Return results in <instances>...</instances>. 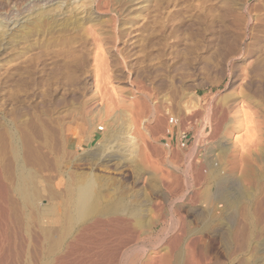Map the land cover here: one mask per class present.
<instances>
[{
    "label": "rangeland",
    "instance_id": "obj_1",
    "mask_svg": "<svg viewBox=\"0 0 264 264\" xmlns=\"http://www.w3.org/2000/svg\"><path fill=\"white\" fill-rule=\"evenodd\" d=\"M14 1L0 0V17L13 18L17 9L18 18H14L20 23L4 28L0 21V264H45L49 260V264H60L55 259L56 233L52 239L56 244L52 245L42 238L40 230L47 220L59 219L68 205L72 182L81 174L97 175V191L103 188L99 193L107 209L126 218L133 213L146 225L151 220L156 222L150 232L145 225L140 229L137 244L144 248L135 252L142 260L164 253L165 245L183 227L186 234L177 244L183 252L186 239L202 231L215 238V230L222 231L220 243L217 241L208 252L210 264L263 260L264 141L257 151L260 170L256 172L261 177L247 184L239 171L230 172L228 158L232 144H241L250 136L253 123L234 111L230 113L234 118L221 126L215 109L220 103H232L242 90L252 105L244 107V112L253 108L264 115V88L258 84L264 82V68H258L264 58V0H98L93 4L90 0H43L36 1L34 7L31 0ZM90 23L94 31L84 29ZM106 125L115 130L117 141L114 139L96 160L86 159V154L95 150L92 135L99 138ZM124 126L128 127L123 130ZM262 132L264 136V126ZM131 135V142L126 141ZM132 141L135 147L129 152L126 146ZM116 162L120 163L115 166ZM206 162L217 164L220 176L232 178L226 181L227 202L220 200V224L210 228L203 217L205 203L195 195L206 182L193 180L197 165ZM18 173L28 175L27 180ZM175 180L180 183L174 185L171 194L168 185ZM31 190L39 197L35 193L37 200L34 195L29 204L23 198ZM249 193H254L251 202ZM64 198L67 205L62 203ZM159 206L162 215L155 209ZM246 210L254 216V228L245 218ZM178 215H186L182 225ZM225 233L233 236L231 243L221 239ZM48 255L50 259L45 258ZM77 257L73 255L70 261Z\"/></svg>",
    "mask_w": 264,
    "mask_h": 264
},
{
    "label": "bare ground",
    "instance_id": "obj_2",
    "mask_svg": "<svg viewBox=\"0 0 264 264\" xmlns=\"http://www.w3.org/2000/svg\"><path fill=\"white\" fill-rule=\"evenodd\" d=\"M12 1H14V0H11V2ZM32 1V5H33V7H34V5L38 2H40V1H42L43 2V0H31ZM37 1V2H36ZM53 1V0H52ZM60 1V0H59ZM63 1V0H62ZM61 1V3H63ZM89 1V0H88ZM96 1V3H97V1L98 0H90V2L93 4L94 2ZM9 2V1H8ZM14 2H16V1H14ZM36 2V3H35ZM46 2V1H45ZM44 2V3H45ZM58 2V1H57ZM38 3H37V5H38ZM41 3V2H40ZM44 3H42V5L44 4ZM54 3V2H53ZM65 3V2H64ZM28 4H31V3H28ZM72 4V3H71ZM7 5H8V3H7ZM9 5H11V4H9ZM8 5V6H9ZM15 5V4H14ZM46 5V4H45ZM66 5V4H65ZM47 6V5H46ZM60 7H62L61 5H59ZM43 7H45V6H43ZM49 7V6H48ZM13 8V7H12ZM14 8H16L15 6H14ZM36 8H37V6H36ZM46 9H48L49 10V8H47L46 7ZM51 9V8H50ZM54 9V8H53ZM8 9H6V11H7ZM12 10V9H11ZM17 10V9H16ZM16 10H15V12H16ZM57 10V9H56ZM14 11V10H13ZM45 11V10H44ZM50 11V10H49ZM8 12V11H7ZM13 13V14H15V15H17L16 13ZM18 13V12H17ZM9 14V13H8ZM13 14H11L10 13V15H13ZM42 14V13H41ZM85 14H87V13H85ZM14 15V16H15ZM18 15H20V14H18ZM26 15H27V13H26ZM29 15V14H28ZM31 15V14H30ZM36 15V14H35ZM45 15V14H44ZM89 15V14H88ZM5 17H2L3 18V20H1L0 19V21H1V23H3V26H4V28L5 27H9L10 25L9 24H12L11 26H13V25H17V24H20V23H18V17L17 16H15V17H17V18H14V16H12L13 18H11L10 16L8 17V15L6 16V15H4ZM32 16V15H31ZM42 16V15H41ZM47 16V15H46ZM91 16V15H90ZM51 17V16H50ZM89 17V16H88ZM25 18V17H24ZM43 18V17H42ZM44 18H47V17H44ZM49 18V17H48ZM34 19V18H33ZM25 20H27V19H25ZM31 20V19H30ZM38 20V19H37ZM57 20V19H56ZM66 20V19H65ZM65 20H63V21H65ZM41 21V20H40ZM39 21V22H40ZM55 21V20H54ZM60 21V20H59ZM59 21H58V23H59ZM44 22V21H43ZM42 22V23H43ZM49 22V21H48ZM62 22V21H61ZM60 22V23H61ZM80 22V21H79ZM32 23V22H31ZM27 24V23H26ZM51 24V23H50ZM63 24V23H62ZM2 25V24H1ZM40 25V24H39ZM66 25V24H65ZM65 25H64V27H65ZM33 26V25H32ZM46 26V25H45ZM50 26H52V25H50ZM16 27V26H15ZM53 27V26H52ZM63 28V27H62ZM79 29V28H78ZM84 29L86 30V31H92L93 30V24H86L85 25V27H84ZM94 31V30H93ZM91 33V32H90ZM92 34H94V33H92ZM128 34V33H127ZM48 36V35H47ZM85 37V36H84ZM94 37V36H93ZM98 49V48H97ZM76 59V58H75ZM98 64V63H97ZM98 67V66H97ZM258 68L259 69H263L264 68V58H263V60H262V63L261 64H259V66H258ZM261 72V71H260ZM104 74V73H103ZM101 75V74H100ZM105 80V79H104ZM127 80L129 81V76L127 77ZM255 84H257V82H255ZM262 88H264V82H259L258 83ZM105 85H107V84H105ZM130 85V84H129ZM238 86V85H237ZM96 87V86H95ZM94 87V88H95ZM95 90V89H94ZM95 91H97V90H95ZM99 91V90H98ZM237 91V90H236ZM251 105V101H250V99H249V96L245 93V92H243L242 90H240L239 91V96L232 102V103H228V102H225V103H220V105L219 106H215L216 107V114L218 113V116L220 117V118H217V119H220V125L222 124V123H226V122H228V120H230V113L231 112H234V111H238L239 113H241L242 114V116L244 117V119L246 118V117H248L249 119H248V121H250L251 120V123H253L252 124V126H251V128H252V133H249L250 134V136H247L248 138L246 139L245 138V141H242L241 142V144H236L235 142L232 144L233 146L231 147V149H230V155H229V158H228V162H229V169H230V172H234V170H237V171H239L240 172V177H241V179L244 181V182H246L247 184H250L254 179L256 180V179H258V178H260L261 177V175L260 174H257L258 172H256V171H259L260 170V168H259V164H260V162H258V157L259 156H257V151H260L259 149V146H260V144H262V142L264 141V136H262L263 135V132H262V128H263V126H264V115H262V113L261 112H259L258 111V109H253L252 107V111L250 112V113H246V112H244V107H249ZM252 106V105H251ZM107 108V107H106ZM215 112V111H214ZM116 113V112H115ZM121 113V112H120ZM208 113V112H207ZM129 114V113H128ZM118 115V114H117ZM120 115V114H119ZM247 115V116H246ZM114 117H116V114H115V116ZM121 117V116H120ZM113 118V117H112ZM118 118V117H117ZM116 118V119H117ZM122 118V117H121ZM121 118H119V119H121ZM208 118V117H207ZM232 118V117H231ZM234 118V117H233ZM232 118V119H233ZM172 118L171 119H169V121L170 122H172ZM114 121V120H113ZM117 121V120H116ZM107 122V121H106ZM118 122H119V120H118ZM118 122H117V124H118ZM123 122V121H122ZM122 122H120L119 124H122ZM131 122V121H130ZM219 122V121H218ZM114 123V122H113ZM115 124V123H114ZM113 124V125H114ZM244 124V123H243ZM109 125V124H108ZM95 126V125H94ZM116 126V125H115ZM126 126V125H125ZM124 126V128H123V130L125 129V128H127V127H125ZM219 126V125H218ZM221 126H223V125H221ZM111 127V126H110ZM109 126H107L106 125V130H104V132H101V136H99V138H96L94 135H92L93 137H92V140L91 141H94V143L91 145V146H94V148H95V150H91V153H87L86 154V159H91V158H93V160L98 156V154H100V152H104V149L106 148H108L109 147V145L114 141V139H115V134H114V131L115 130H112L113 128L111 127L110 128ZM114 127V126H113ZM119 127V128H118ZM95 128V127H94ZM102 128V126H98V129H101ZM96 129V128H95ZM117 129L119 130L120 129V126H117ZM5 130V129H4ZM128 130V129H127ZM126 130V131H127ZM130 130V129H129ZM219 131H220V129H218ZM2 131V130H1ZM92 131V130H91ZM95 131V130H94ZM120 131H122V130H120ZM216 131V130H215ZM221 131H222V129H221ZM116 132H117V130H116ZM97 134H98V132H97ZM118 134H119V132H118ZM129 134H130V132H129ZM3 135V134H2ZM11 135V134H10ZM95 135H96V133H95ZM121 135V134H120ZM1 136V135H0ZM128 136V135H127ZM15 137V136H14ZM21 137V136H20ZM24 137V136H23ZM8 138V137H7ZM10 138V137H9ZM118 138V137H117ZM125 138H127V137H125ZM11 139V138H10ZM27 139V138H26ZM131 139H133L132 138V135H131V137L129 136L128 138H127V140L126 141H130ZM22 140L23 139H21V142H22ZM25 140V139H24ZM116 140V139H115ZM123 140H124V138H123ZM7 141H8V139H7ZM117 141V140H116ZM135 141V140H134ZM13 142V141H12ZM125 142V141H124ZM123 142V143H124ZM131 142V141H130ZM127 143V146H126V144L124 145V146H126V148H128L129 149V152H132L133 151V149H134V143H133V141H132V143ZM17 143V142H16ZM28 143V142H27ZM114 143V142H113ZM113 143H112V145H113ZM25 144V143H24ZM136 144V143H135ZM15 145V144H14ZM13 145V146H14ZM117 145V144H116ZM116 145H114V146H116ZM120 146H122V141H121V144H119ZM32 146V145H31ZM37 146V145H36ZM225 146V145H224ZM40 147V146H39ZM229 147V146H228ZM16 148H17V145H16ZM25 148V147H24ZM124 148V147H123ZM224 148V147H223ZM227 148V147H226ZM2 149V148H1ZM14 149V148H13ZM28 149V148H27ZM37 149V148H36ZM35 149V150H36ZM40 149V148H39ZM222 149V148H221ZM17 149H15V152H17L16 151ZM24 150V149H23ZM29 150H33V149H29ZM41 150V149H40ZM127 150V149H126ZM130 150H132V151H130ZM225 150V149H224ZM263 150V149H262ZM261 150V151H262ZM20 151H21V149H20ZM119 151H121V150H119ZM221 151V150H220ZM228 151V150H227ZM226 151V152H227ZM12 152H13V150H12ZM22 152V151H21ZM36 151H34L33 152V154L35 153ZM38 152V151H37ZM124 152V151H123ZM126 152V151H125ZM136 152V151H135ZM224 152V151H223ZM222 152V153H223ZM41 153V152H40ZM12 154V153H11ZM10 154V155H11ZM32 154V153H31ZM38 154V153H37ZM119 154V153H118ZM131 154V153H130ZM35 155V154H34ZM44 155V154H43ZM129 155V154H128ZM226 155V154H225ZM227 155H228V153H227ZM14 156V155H13ZM18 156H21V155H19L18 154ZM26 156V155H25ZM31 156V155H30ZM116 156V155H115ZM121 156V155H120ZM261 156V155H260ZM16 157H17V154H16ZM23 157V156H22ZM27 157V156H26ZM39 157V156H38ZM113 157V156H112ZM117 157H119V156H117ZM122 157H124V156H122ZM121 157V158H122ZM227 157V156H226ZM12 158H15V157H11V158H9V159H11L12 160ZM35 158H36V156H35ZM115 158V157H114ZM262 158V157H261ZM31 159V158H30ZM37 159V158H36ZM209 159V158H208ZM24 160V159H23ZM25 160H26V158H25ZM96 160V159H95ZM206 160V159H205ZM210 160H212V159H210ZM227 160V159H226ZM9 161V160H8ZM107 161V160H106ZM111 162V160H108L107 162ZM114 161V160H113ZM118 161V160H117ZM207 161V160H206ZM213 161V160H212ZM224 161H225V159H224ZM10 162V161H9ZM19 162V161H18ZM23 162V161H22ZM38 162V161H37ZM88 162H89V160H88ZM109 162V163H110ZM121 162V161H120ZM120 162H118V163H120ZM203 162V161H202ZM13 163V162H12ZM34 163V162H33ZM104 163H105V161H104ZM104 163H103V165H104ZM117 162H116V164H114L115 166L118 164ZM209 162H206V166L204 165V164H198L197 165V171H196V174H194L195 175V177H194V175H193V180L195 181V182H199L200 180H203V181H205L206 182V186L202 189V191L199 193V191H198V194H195L197 197L198 196H200L199 197V200H202L203 201V203H205V211H206V213H204V215L203 214H201L200 212L197 214L198 216H200V215H203V217H204V219H207L208 221L206 222V224L205 225H207V228H210L211 226H213V224H220V200H221V202L222 201H224L225 200V202H227L226 200H228V198H226V194H228L227 193V190H228V186H227V180L228 179H232V178H228L227 176V178L226 177H224V176H220V171H218V167H216L217 166V164H214V163H211L210 165L208 164ZM10 164V163H9ZM18 164H20V162L18 163ZM22 164H25V163H22ZM21 164V167L22 166H24V165H22ZM107 164V163H106ZM29 165V164H28ZM34 165V164H33ZM108 165V164H107ZM111 165V164H110ZM123 165V164H122ZM204 165V166H203ZM10 166V165H9ZM8 166V167H9ZM195 166H196V164H195ZM19 167V166H18ZM21 167H19V168H21ZM26 167L28 168V166L26 165ZM43 167V166H42ZM118 167V166H117ZM13 168H15V167H13ZM33 168H34V166H33ZM195 168V167H194ZM218 168V169H217ZM16 169H17V167H16ZM21 169H23V168H21ZM25 169V168H24ZM29 169V168H28ZM28 169H26V170H28ZM160 169V168H159ZM20 170V169H19ZM220 170V169H219ZM12 171H15V170H12ZM16 171H18V170H16ZM15 171V172H16ZM22 171V170H21ZM24 171V170H23ZM32 171V170H31ZM72 172H73V170H71ZM203 171H204V173H203ZM28 173H29V171H27ZM194 172V171H193ZM262 172V171H261ZM20 173V172H19ZM18 173V175H20ZM22 173V172H21ZM35 173V172H34ZM71 173V172H70ZM74 173H76V172H74ZM78 173V172H77ZM85 173V172H84ZM9 174V173H8ZM11 174V173H10ZM33 174V172H31V175ZM40 175V174H39ZM68 175H69V173H68ZM78 175V174H77ZM80 175V174H79ZM81 175H83V174H81ZM78 176V177H76L74 180H73V177H72V180H73V187H71V193L70 192H68V193H70L69 195H68V198L67 197H65V198H67V200L64 198V200H63V202L62 203H64V201L66 200L67 201V203H68V205L66 204V203H64V205L66 204L67 206H64L63 204H61V205H63L64 207H63V209H62V211H61V213H60V217H59V219L58 218H56L55 217V219L56 220H53V219H49V220H47V222H46V225H45V227L42 229V230H40V235H42V238H44L48 243L50 242H52V239H54L53 238V236H54V234L56 235V236H54V237H57L58 239H57V246H56V249H55V251L54 250H50V248H52V247H48L49 248V251L52 253V251L53 252H55L56 254L55 255H57L56 256V260H57V258H58V262L60 263V264H210V257H209V255H208V252H209V250L212 248V247H214V244L218 241L219 243H220V229L219 230H215V238H210L208 235H205V234H203L202 232H200V235H196V236H194V237H192V238H189L188 240L186 239V245H185V251L183 252V251H180L179 249L182 247H180L179 249L177 248V244H178V240H181V239H179L182 235H183V233H185V228L183 227L182 229H181V231H180V233H178V235H176L175 237H173V239H171L170 240V243H168V245H165L166 246V251L164 252V253H162V254H160V255H158L157 257H150L149 256V258H146V260H142V258H141V256H138L137 254H136V252L135 251H137V249H143L144 248V246L141 244V245H139V244H137V240L140 238V229L142 228V225L144 226H146L145 228H147L148 227V229H149V232L151 231V229H152V227L155 225V223L156 222H154V221H152L151 220V223H149L148 222V224L146 225V223L145 224H143V222L141 221V220H139L138 219V217L137 218H134L133 217V213L132 214H130L131 215V217L130 218H126V217H122V216H119V214H117V213H115L114 212V210L113 209H110L109 207H108V209L105 207V205L103 204V203H101L102 202V200L104 199L105 200V198H103V196H101L100 195V193L99 192H102L103 191V188H102V191H97V186H98V177H96V176H90V175H88L87 176V174H86V176L84 175L83 177L82 176ZM177 175V174H176ZM21 176V175H20ZM20 176H17L18 178L20 177ZM25 176V177H24ZM23 176V174H22V176H21V178H23L24 180L26 179L27 180V178H26V176H28V175H24ZM41 176V175H40ZM67 176V175H66ZM100 176V175H99ZM173 176H175V175H173ZM8 177V176H7ZM6 177V178H7ZM12 177L14 178V176L12 175ZM11 177V179H13ZM15 177H16V175H15ZM29 177H31V176H29ZM71 177V176H70ZM101 177V176H100ZM10 178V177H9ZM104 178V177H103ZM112 178V177H111ZM176 178V177H175ZM188 178V177H187ZM14 179H16V178H14ZM35 179V178H34ZM66 179V178H65ZM191 179V178H190ZM16 180H18V179H16ZM15 180V181H16ZM36 180V179H35ZM34 180V181H35ZM48 180L50 181V179L48 178ZM48 180H47V182H48ZM68 180V179H67ZM71 180V179H70ZM102 180V179H101ZM172 180H174V177L172 178ZM187 180H189V179H187ZM229 180V181H230ZM18 181H20V178H19V180ZM43 181V180H42ZM115 181V180H114ZM202 181V182H203ZM229 181H228V183H229ZM258 181V180H257ZM14 182V181H13ZM13 182L11 183L10 182V184H12L13 185ZM26 182V181H25ZM31 182H33V180L31 181ZM31 182H29V184L31 183ZM101 182V181H100ZM103 182H105V181H103ZM174 183V182H176V180L175 181H171V183ZM238 182V181H237ZM35 183H36V181H35ZM35 183H32V184H35ZM71 183V184H72ZM109 183V182H108ZM178 183H180V182H178ZM177 182L176 183H174L173 185H171L170 183H169V185L168 186H170L169 188H168V186H167V188L169 189V191L171 192V194H172V191L174 190V188H175V186L174 185H177L178 184ZM232 183V182H231ZM234 183H236V182H234ZM239 183V182H238ZM3 184V183H2ZM14 184H16V182L14 183ZM21 184H22V181H21ZM29 184H28V187H29ZM52 184V183H51ZM55 184V183H54ZM65 184V183H64ZM70 184V185H71ZM197 184V183H196ZM200 184V183H199ZM70 185L68 184V186L70 187ZM183 185V184H182ZM192 185H194V184H192ZM231 185V184H230ZM238 185V184H237ZM235 186V185H233V186H235L236 188H238V186ZM240 185V184H239ZM251 185V184H250ZM11 186V185H10ZM31 186V185H30ZM55 186H57L58 187V184L56 183V185ZM60 186H62V185H60ZM59 186V187H60ZM67 186V187H68ZM72 186V185H71ZM102 186H104L103 184H102ZM174 186V187H173ZM232 186V185H231ZM8 187V186H7ZM21 187H22V185L21 186H18V189L19 190H21ZM25 187H26V184H25ZM35 186H33L32 188H34ZM45 187V186H44ZM58 187V188H59ZM100 187H101V185H100ZM256 187V186H255ZM16 188V187H15ZM14 188V189H15ZM31 188V187H30ZM31 188V189H32ZM36 188H37V186H36ZM50 189H51V186L49 187ZM63 188V187H62ZM232 188V187H231ZM230 188V189H231ZM252 188V187H251ZM23 189H25V188H23ZM53 189V188H52ZM51 189V190H52ZM60 189H61V187H60ZM70 189V188H69ZM100 189V188H99ZM36 190V189H35ZM35 190H31L30 192H28L29 193V195L27 194L26 195V198H25V196H24V198L23 199H25L24 201H26L27 200V202L30 204L31 202H33V201H31V197H33L34 195H35V193H36V195L38 196V190L39 189H37V191H35ZM62 190V189H61ZM64 191H65V189H63ZM62 190V191H63ZM105 190V189H104ZM176 190V189H175ZM234 190H235V188H234ZM233 190V191H234ZM4 191V190H3ZM27 191V190H26ZM53 191V190H52ZM58 191V190H57ZM57 191L55 192H53L54 194L55 193H57ZM177 191V190H176ZM175 191V192H176ZM243 191V190H242ZM20 192V191H19ZM22 192H24V191H22ZM50 192L51 191H49L48 193H49V195H50ZM60 192V191H59ZM67 191H65V193H66ZM169 192V193H170ZM236 193H239V192H237V191H235ZM234 192V193H235ZM244 192V191H243ZM242 192V193H243ZM9 193V192H8ZM12 192H10V194H11ZM18 193V192H17ZM21 193V192H20ZM38 193V194H37ZM42 193H43V191H42ZM63 193V192H62ZM107 193V192H106ZM174 193V192H173ZM245 193V192H244ZM26 194V192H24V195ZM52 194V193H51ZM64 194V193H63ZM67 194V193H66ZM102 194H104V193H102ZM245 194H247V193H245ZM17 195V194H16ZM35 195V196H36ZM48 195V194H47ZM59 195V194H58ZM107 196V194H104V196ZM184 195V194H183ZM242 195H244V194H242ZM242 195H238V196H242ZM251 196V197H249L250 199H249V202H251L252 201V197H253V195H254V193H252V194H248L247 195V197L248 196ZM20 196V195H19ZM37 196H36V200H37ZM52 196H53V199L55 198L54 196L55 195H53L52 194ZM61 196V195H60ZM59 196V197H60ZM237 196V197H238ZM14 197H16V196H14ZM21 197H23V194H21ZM39 197V196H38ZM42 197V196H41ZM50 197H51V195H50ZM56 197H57V195H56ZM181 197V196H180ZM195 197V196H194ZM231 197V196H230ZM236 197V196H235ZM243 197V196H242ZM245 197V196H244ZM34 198V197H33ZM107 198V197H106ZM189 198H191V197H189ZM239 198V197H238ZM58 199V201H61V200H59V198H57ZM111 199V198H110ZM194 199H197L196 197L194 198ZM193 199V200H194ZM234 199V198H233ZM237 199V198H236ZM33 200V199H32ZM35 200V201H36ZM107 200H109V199H107ZM118 201H120L119 199H117ZM182 200V199H181ZM54 201V200H53ZM53 201H52V204H53ZM110 201V200H109ZM111 201H112V199H111ZM118 201H115V202H117V204H118ZM196 201H198V200H196ZM231 201H234V200H232L231 199ZM242 201H243V199H242ZM247 201V200H246ZM48 202V201H47ZM55 202V201H54ZM104 202V201H103ZM114 202V201H113ZM224 202V203H225ZM37 203V202H36ZM57 203H59V202H57ZM56 203V204H57ZM61 203V202H60ZM105 203H106V201H105ZM109 203V202H108ZM122 202L120 201V204H121ZM172 203V202H171ZM202 203V202H201ZM231 203V202H230ZM238 203V202H237ZM245 203V202H244ZM243 203V204H244ZM246 203H248V202H246ZM22 204L24 205V202H22ZM26 204V203H25ZM28 204V205H29ZM70 204V205H69ZM103 204V205H102ZM221 204H223V203H221ZM234 204V203H233ZM232 204V205H233ZM239 204V206H240V204H242L241 202L240 203H238ZM250 204V203H249ZM27 205V206H28ZM32 205V204H31ZM34 205V204H33ZM32 205V206H33ZM119 205V204H118ZM225 205V204H224ZM228 205H229V202H228ZM237 205V204H236ZM31 206V207H32ZM35 206H36V204H35ZM50 206H51V204H50ZM49 206V207H50ZM57 206V205H56ZM58 206H60V205H58ZM70 206V207H69ZM121 206H123V205H121ZM231 206V205H230ZM238 206V205H237ZM236 206V208H238ZM31 207H29L28 209H30ZM54 207H55V205H54ZM110 207H111V205H110ZM169 207V206H168ZM224 207H226V206H224ZM223 207V208H224ZM233 207H235V205L233 206ZM241 207V206H240ZM53 208V207H52ZM52 208H50V209H52ZM114 208V207H113ZM232 208V207H231ZM244 208H246V207H244ZM31 209H33V208H31ZM44 209H45V207H44ZM49 209V208H48ZM47 209V210H48ZM53 209H56V208H53ZM52 209V210H53ZM58 209V208H57ZM56 209V210H57ZM60 209V208H59ZM115 209H117V208H115ZM156 209V211L159 213V215H162V213L160 214V211H162V210H160L161 208H160V206H159V208L157 207V208H155ZM177 209V208H176ZM175 209V210H176ZM37 210V209H36ZM43 210V209H42ZM41 210V211H42ZM46 210V211H47ZM171 210V209H170ZM173 210V209H172ZM225 210H227V207H226V209ZM224 210V211H225ZM35 211V210H34ZM38 211V210H37ZM55 211V210H54ZM58 211V210H57ZM123 211V210H122ZM155 211V212H156ZM179 211V210H178ZM178 211H177V213H178ZM192 211V210H191ZM196 211V210H195ZM202 211V210H201ZM237 211V210H236ZM243 211H244V209H243ZM247 211V210H246ZM13 212V211H12ZM39 212V211H38ZM43 212V211H42ZM125 212V211H124ZM156 212V213H157ZM168 212H170V211H168ZM174 212V211H173ZM172 212V213H173ZM17 213H19V212H17ZM34 213V212H33ZM40 213V212H39ZM47 213H49V212H47ZM51 213V212H50ZM54 213H57V212H54ZM122 213V212H121ZM196 213V212H195ZM226 213H228V210H227V212ZM241 213H243V212H241ZM36 214V213H35ZM43 214V213H42ZM42 214H41V217H42ZM45 215H46V213H44ZM43 214V215H44ZM126 214V213H125ZM179 214H181L182 215V213H180V211H179ZM200 214V215H199ZM235 214V213H234ZM237 214V213H236ZM240 214V213H239ZM20 215V214H19ZM19 215H17V216H19ZM32 215V214H31ZM48 215V214H47ZM47 215H46V217H47ZM50 215V214H49ZM51 215H53V214H51ZM55 215V214H54ZM53 215V216H54ZM57 215V214H56ZM134 215H136V214H134ZM167 215V214H166ZM172 215V214H171ZM179 216L178 217V220H180V222L179 221H177V217H175L176 219V221L177 222H179L180 223V225H182L181 224V221L182 222H184L185 221V216ZM193 215H194V213H193ZM228 215H231V214H228ZM238 215V214H237ZM244 215H245V213H244ZM15 216V215H14ZM33 216H34V214H33ZM32 216V217H33ZM127 216V215H126ZM137 216H138V214H137ZM195 216V215H194ZM236 216V215H235ZM27 217V216H26ZM31 217V218H32ZM36 217V216H35ZM45 217V219H48V218H50V216H48V218H46ZM173 217V216H172ZM197 217V216H196ZM201 217V216H200ZM243 217V216H242ZM21 218V217H20ZM34 218V217H33ZM33 218H32V220H33ZM199 218V217H198ZM223 218H225V217H223ZM226 218L227 219H230V218H228L227 217V214H226ZM238 218V217H237ZM244 218V217H243ZM245 218L247 219V221L249 220L250 222H249V224H250V226H252L253 228H254V225H255V219H254V216H253V214H252V212H248L247 211V213H246V216H245ZM17 219H18V217H17ZM37 219H40V221L42 222L43 220H41V218H37ZM194 219H195V217H194ZM203 218H201V220H202ZM236 219V218H235ZM245 219V220H246ZM14 220H15V218H14ZM20 220V219H19ZM24 220V219H23ZM189 220V219H188ZM231 220V219H230ZM244 220V219H243ZM15 221H17V220H15ZM39 221V220H38ZM39 221V222H40ZM198 221V220H197ZM226 221V220H225ZM35 223L37 222V221H34ZM177 222H175V223H177ZM202 222H201V224H202ZM216 222V223H215ZM217 222H219V223H217ZM233 221H231V223H232ZM235 222V221H234ZM34 223V224H35ZM222 223V222H221ZM246 223V222H245ZM172 224V223H171ZM170 224V225H171ZM248 224V223H247ZM37 225V224H36ZM42 225H43V223H42ZM176 225V224H175ZM179 225V224H178ZM184 225V224H183ZM243 225V224H242ZM33 226V225H32ZM40 228H41V226H40V224L38 225ZM186 226H187V224H186ZM216 226V225H215ZM219 226V225H218ZM225 226V225H224ZM228 226V225H227ZM226 226V227H227ZM229 226H230V224H229ZM232 226H233V224H232ZM30 227V226H29ZM178 227H180L181 228V226H178ZM206 227V226H205ZM252 227H251V229H252ZM26 228V227H25ZM38 228V227H37ZM40 228H38V229H40ZM187 228V227H186ZM203 228V227H202ZM213 228V227H212ZM246 228H248V227H246ZM31 229V228H30ZM33 229V228H32ZM206 229V228H205ZM214 229H215V227H214ZM217 229V228H216ZM223 229V228H222ZM225 229H227V228H225ZM250 229V230H251ZM256 229V228H255ZM26 230V229H25ZM204 230V229H203ZM212 230V229H211ZM35 231V230H34ZM210 231V230H209ZM212 231H214V230H212ZM223 231H225V230H223ZM231 231V230H230ZM235 231V230H234ZM252 231V230H251ZM27 232V234H28V231H26ZM243 232V231H242ZM257 232V231H256ZM35 233H36V231H35ZM34 233V234H35ZM221 233H222V231H221ZM32 234H33V231H32ZM39 234V233H38ZM37 234V235H38ZM149 234V233H148ZM186 234V233H185ZM250 234H252V233H250ZM30 235H31V233H30ZM37 235H33V236H37ZM222 235V234H221ZM230 235V234H229ZM233 235V234H232ZM231 235V236H232ZM255 235V234H254ZM249 237H251L250 235H248ZM39 237V236H38ZM212 237V236H211ZM217 237V238H216ZM233 237V236H232ZM232 237H229V236H227V233H225V235H223V238H221L223 241H224V243H227L228 241L230 242V240H231V238ZM249 237H247V238H249ZM40 240H42L41 239V237L39 238ZM250 239V238H249ZM222 241V242H223ZM233 241H234V239H233ZM44 242V241H43ZM53 242H55V241H53ZM52 242V243H53ZM51 243V244H52ZM231 243V242H230ZM229 243V244H230ZM53 244H56V242L55 243H53ZM52 244V245H53ZM228 244V243H227ZM226 244V245H227ZM47 245H49V244H47ZM51 245V246H52ZM44 246V245H43ZM164 246V247H165ZM230 246V245H229ZM228 245H227V247H229ZM53 248H55L54 246H53ZM183 248V247H182ZM46 249V248H45ZM48 250V249H47ZM253 252V251H252ZM44 253H47V252H44ZM51 253H49V254H51ZM261 253H263L264 254V245H263V249L261 250V252H260V254ZM75 254H78V257L77 258H74L73 259V261L71 260L70 261V258L73 256V255H75ZM147 254V253H146ZM51 255H54V254H51ZM51 255H48L47 257H45L46 259H50L51 258ZM54 255V256H55ZM7 256V255H6ZM147 256V255H146ZM259 257V255L257 256V258ZM46 259H45V261H46ZM54 259V257L52 258V260ZM51 260H49V262H50ZM256 260H253V261H251V262H249V263H247V264H264V258H263V260H259L258 261V263H256L255 262ZM49 262L47 261V263H45V264H49ZM44 263V262H43ZM52 263L54 264V261H52ZM246 263V262H245ZM51 264V263H50Z\"/></svg>",
    "mask_w": 264,
    "mask_h": 264
},
{
    "label": "built area",
    "instance_id": "obj_3",
    "mask_svg": "<svg viewBox=\"0 0 264 264\" xmlns=\"http://www.w3.org/2000/svg\"><path fill=\"white\" fill-rule=\"evenodd\" d=\"M181 144L183 145V142Z\"/></svg>",
    "mask_w": 264,
    "mask_h": 264
}]
</instances>
